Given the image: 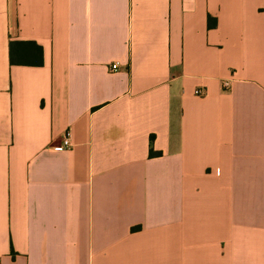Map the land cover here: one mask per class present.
I'll use <instances>...</instances> for the list:
<instances>
[{"label": "crops", "instance_id": "1", "mask_svg": "<svg viewBox=\"0 0 264 264\" xmlns=\"http://www.w3.org/2000/svg\"><path fill=\"white\" fill-rule=\"evenodd\" d=\"M0 264H264V0H0Z\"/></svg>", "mask_w": 264, "mask_h": 264}, {"label": "built area", "instance_id": "2", "mask_svg": "<svg viewBox=\"0 0 264 264\" xmlns=\"http://www.w3.org/2000/svg\"><path fill=\"white\" fill-rule=\"evenodd\" d=\"M117 66H118L117 63H113V64H111V69L114 70L117 68ZM224 84H227V83L225 82ZM194 93L197 95H203V91L200 88H196L194 90ZM58 147L61 149H67V148L72 147V142L70 140V133L68 130H66L64 136L62 137L61 144Z\"/></svg>", "mask_w": 264, "mask_h": 264}, {"label": "trees", "instance_id": "3", "mask_svg": "<svg viewBox=\"0 0 264 264\" xmlns=\"http://www.w3.org/2000/svg\"><path fill=\"white\" fill-rule=\"evenodd\" d=\"M208 25H209V26H212V25H214V22H212V21L210 20V21H208ZM12 60H13V58H12ZM16 60H17L18 62H20V63H25V62H26L24 59L19 58V57H17Z\"/></svg>", "mask_w": 264, "mask_h": 264}]
</instances>
